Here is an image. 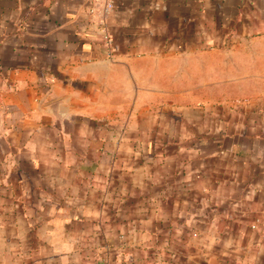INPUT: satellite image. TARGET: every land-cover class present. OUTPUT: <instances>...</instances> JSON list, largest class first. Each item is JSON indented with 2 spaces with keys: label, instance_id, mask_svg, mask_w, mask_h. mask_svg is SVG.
Masks as SVG:
<instances>
[{
  "label": "crops",
  "instance_id": "0c3cea01",
  "mask_svg": "<svg viewBox=\"0 0 264 264\" xmlns=\"http://www.w3.org/2000/svg\"><path fill=\"white\" fill-rule=\"evenodd\" d=\"M0 264H264V0H0Z\"/></svg>",
  "mask_w": 264,
  "mask_h": 264
},
{
  "label": "built area",
  "instance_id": "2783aa9c",
  "mask_svg": "<svg viewBox=\"0 0 264 264\" xmlns=\"http://www.w3.org/2000/svg\"><path fill=\"white\" fill-rule=\"evenodd\" d=\"M106 42H107V43H109V40H108V39H106Z\"/></svg>",
  "mask_w": 264,
  "mask_h": 264
}]
</instances>
